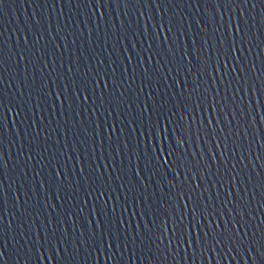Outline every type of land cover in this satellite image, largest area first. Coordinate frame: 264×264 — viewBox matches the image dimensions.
Wrapping results in <instances>:
<instances>
[{
    "label": "snow or ice",
    "instance_id": "6c2138e0",
    "mask_svg": "<svg viewBox=\"0 0 264 264\" xmlns=\"http://www.w3.org/2000/svg\"><path fill=\"white\" fill-rule=\"evenodd\" d=\"M5 2L0 0V11ZM63 3L67 6L83 4L93 9V15L99 12L100 7L107 8L110 4H140L144 9L159 7L163 3H186L189 7H203L206 4L208 9L215 7V11L205 10L191 19L175 15L165 21L161 17V22L155 24L154 16L148 15L145 19L146 12L138 10L134 30L131 24L125 27L121 21L119 28L112 24V28L116 29L114 32L105 31V50L108 41L115 38L117 45H126L123 49L125 53H132L127 56V65L119 77L116 75L120 72L117 61L113 60L104 68L107 62L100 59L93 68L87 61L95 60V56L84 60L86 70L82 74L77 66L75 74L69 76L74 71L73 66L79 65L84 57L81 51L78 57L69 59L66 72L56 74V80L60 83L55 89L47 83L48 77L56 71V62L47 51V44L42 43L45 40L43 32L37 31L31 47L28 37H24L23 46L18 39L15 50L8 47L3 39L4 33L0 32V264H21L20 248L15 244L9 247V238L18 244V236L23 238L25 245L33 242L23 253V264H42L45 259L56 260L58 264H79L77 257L85 245L91 249H85L88 257L92 256L93 251L106 248L111 252L109 260L119 257L117 264L124 261L125 253L129 250L133 256L148 264H155L161 256L165 259L173 254L178 256L182 250L186 255L191 252L194 257L227 250L235 253L236 257H245L246 254L248 264L249 261L251 264H264V228H251L249 215L255 197L248 195L250 190L258 192L264 200V173L259 183L254 185L251 172L249 179L245 180L244 171L240 168L241 165L248 168L252 163L250 156L255 143V140L248 141L257 115L250 101L258 91L264 95V59H261L264 54V0H63ZM249 4L253 10L257 5L262 7L259 43L253 39V29L257 25L255 16L250 15ZM33 20L36 25H41L40 20L35 17ZM186 23L188 27H185ZM165 31L168 35L163 36V45L157 44ZM57 36L61 41L68 39V34L61 37L57 33L53 37L48 31L51 40H56ZM88 36L91 43V29ZM72 43L75 44L76 40ZM60 48L67 49L68 45L57 44L54 51ZM254 49L260 50L255 60L252 59ZM116 51L113 48V52ZM145 53L150 55L145 56ZM63 55L60 54V69L65 68ZM133 57L137 60V68L143 70L140 73L139 94H134L135 99L129 96L132 84L121 91L129 79L128 71ZM154 59L155 64L152 63ZM257 60L261 68L259 76H255ZM21 61H26L25 76L19 85H15L13 93V84L4 87L5 75L15 69L16 75L10 79H16ZM37 63L41 64L40 68L36 67ZM146 63L149 66L146 67ZM28 65L32 66L31 85L28 84ZM49 68H52V72H48ZM132 72L134 84L136 68ZM37 74L41 80L38 88L35 87ZM257 80L261 84L259 90L256 89ZM50 99L53 105L60 106L62 115L65 112L75 116L91 113L87 121H76L77 124L89 125L74 133L81 144L88 143L90 139L93 146L99 145L101 149L106 143L109 148L113 143L116 145L113 149L116 155L109 153V163L96 165L87 174L85 168L81 167L78 179L73 175L75 185L55 154L45 166L51 168L48 180L39 179L41 172L33 176V180H39L35 191L44 190L48 183L49 190L55 187L57 200L63 199L61 192L71 200L81 191L85 205L94 200L92 213L99 219L89 220L90 227L81 231L80 237L73 241H69L68 230L63 227L66 220L75 214L72 212L57 213L55 226L51 218L42 221V226H37L38 215L28 220L27 217L33 214L27 209L21 213L14 205L12 219L6 226L2 223L3 209L7 204L4 184L8 169L3 138L9 127V118L14 114L15 119L11 123L14 128L16 119L26 110L32 111V108L25 109L26 105L34 103L37 110H46ZM89 100L92 101L90 105L87 103ZM259 107L264 113V105ZM33 115L36 113L33 112ZM113 115L116 119L109 123L108 118ZM68 123L71 121L66 120L65 124ZM260 123L264 124V115ZM145 125L149 129L147 133L143 131ZM35 126L37 122L33 120L29 125L35 132L31 140H27V130L16 133L17 137L22 134L27 140V152L23 143L19 151V156L27 157L25 165L37 156L40 158L37 163H42L46 159L44 153L49 151L45 145L50 136L44 137V129L36 131ZM126 130L128 136L124 137ZM117 131L121 133L120 136L116 135ZM137 132L140 136L155 133L154 143L148 141L143 144V168L140 167L141 154L138 151L140 139L134 136ZM81 133L85 137L83 140L80 139ZM133 139L136 140L134 147ZM259 139L264 140V136ZM245 141H248L247 148ZM92 151L95 152L96 147ZM121 153L128 161L127 167H124V160L120 161V166H115ZM63 155L60 152V156ZM256 159L264 163V151ZM54 160L57 161L55 164ZM101 167H111L112 173L106 176L105 172L100 171ZM116 172L120 173L115 177L120 183L113 187L112 174ZM23 175L27 177L28 172L23 171ZM226 182L229 188L227 193L224 192ZM14 200L19 202L20 196H14ZM27 204L28 200H25L24 205ZM43 206L47 208L48 204L44 202ZM261 207L264 208V203ZM130 208L132 218L139 216L134 232L130 231L131 219L125 215ZM62 216L66 219H61ZM17 218L20 223L13 228ZM25 225H28L27 230Z\"/></svg>",
    "mask_w": 264,
    "mask_h": 264
},
{
    "label": "water",
    "instance_id": "95a60500",
    "mask_svg": "<svg viewBox=\"0 0 264 264\" xmlns=\"http://www.w3.org/2000/svg\"><path fill=\"white\" fill-rule=\"evenodd\" d=\"M138 10H144L146 12L145 19H147L148 15L154 16L153 23L159 24L161 22V17L164 18L165 21L169 17L175 15H182L185 17H189V19L194 18L199 13L204 12L205 10L215 11V7L212 9H208V5H204L200 7L199 5H193L189 7L186 3L180 4H167L163 3L159 7H149L148 9H144L143 5H116L110 4L107 8L100 7L99 12L93 15V9L84 7L83 4L73 3L70 6H67L63 3V0L60 2H55V0H6L3 5V10L0 11V32L4 33L3 39L6 41L9 48H13L15 50V45L17 44V40L19 39L20 45L23 46L24 37H28L29 39V47L32 46L33 37H35L37 31L43 32L45 36V40L42 42L43 44H47V51L52 54V59L55 60V68L56 71L52 72V68L48 69V72H52L51 77H48L47 83L50 87L55 89L57 85H59L60 81L56 80V74L58 72H66L67 67L69 66V59L78 57L80 52H84V57L81 58V62L79 65H74L73 73L69 74V76L75 74V68L78 66L81 68V74L84 70H86L84 66V60L88 57L95 56V60H88V64H90L93 68L96 67V61L103 59L107 63L103 66L107 68L108 64H110L113 60L117 61L120 65V72H117V77L120 76L123 71V67L127 65V56L132 55L129 51L125 53L123 49L126 45L121 44L117 45L115 43V38L110 39L107 43L105 50V31L114 32L116 29L112 28V24L115 23L116 28L120 27L121 21L124 22V26L128 27L131 24V28L134 30L137 27V13ZM249 12L250 15H254L256 19L257 28L253 29V39L255 43H259L258 37L261 33L258 31L260 27V15L262 12V7L257 5V7L253 10L252 5L249 4ZM103 13V15H101ZM128 13L127 16L124 14ZM35 17L36 20L41 21V25H36L33 20ZM87 25V26H86ZM185 27H188V24H185ZM89 29L92 30L91 43H89L88 32ZM142 29V24H141ZM48 31H51L53 37L59 33V35L65 36L68 34V39L66 41H61L59 36H57L56 40H51L48 37ZM159 31V29H157ZM71 33H75V35H70ZM83 33V36H81ZM168 35L165 31L161 36V39L157 41V44L163 45V36ZM76 40V43L73 44L72 41ZM151 42V41H149ZM66 43L68 48H60L59 51H54L57 44ZM147 45H145L146 47ZM113 48H116L117 51L113 52ZM139 51V47L137 48ZM259 49H254L252 52V59L255 60ZM63 53V62L65 64L64 69H60L59 65L61 63L60 54ZM145 56L150 55V53H145ZM15 59H19L16 57ZM35 59V58H34ZM158 59V58H156ZM191 59V58H189ZM261 59H264V54L261 55ZM26 61H21L20 73L16 79L11 80L10 77L16 75L15 69L13 72L7 73L5 75V84L4 87L8 88V84H13V88L11 92H15V85H19L21 81L24 80V65ZM49 63H51L49 61ZM155 64V59L152 61ZM257 72L255 76H259L261 72L260 62L257 60ZM147 65V63L145 64ZM37 68L41 67L40 63L36 64ZM136 68V82L133 84L131 77L133 75L132 69ZM143 70L137 68V60L133 57L132 65L129 66L127 83L123 85L121 91L125 88H128L129 84H132V89L129 92V96L132 99H135V95H138V89L140 87V73ZM32 66L28 65V84L31 85L32 81ZM47 76V72L44 73ZM55 81V84H53ZM41 84L40 76L37 74L36 76V85L35 87H39ZM251 86V82L250 85ZM102 87V85H101ZM261 88L260 81H256V89L259 90ZM111 91V88H109ZM135 94V95H134ZM19 98H17L18 100ZM27 99V96H25ZM54 99V97L52 98ZM143 102V99L142 101ZM89 105L92 103L91 100L87 102ZM253 107L257 110L256 115V124L251 128V131L248 134V141L255 140V143L252 145V151L250 159L252 163L248 168H244V165H241L240 168L244 171V179H249V172H251V179L254 185H257L261 179V174L264 173V163L260 160L256 159L257 156L264 151V140L259 139V137L264 136V124L260 123L261 116L264 115L260 111L259 105H264V95H262L259 91L257 95L253 96L250 101ZM32 108V111H25V113L19 118L16 119L15 127H11L12 120L15 119L14 114L9 118V127L7 128L4 138H3V148L6 157L8 158V169H7V178L5 180L4 188L7 196V204L3 209L4 219L2 221L3 225H7L9 221L12 219V214L15 212V208H19L21 213L27 211L31 212L33 215L27 217L28 220L34 219L35 216H39V219L36 220L37 226H42V221H46L51 218L53 221V226H55L57 220V213L61 212H72L75 213L72 215L70 220H66L63 224V227L68 230V239L69 241H73L75 238L80 237V232L88 229L90 226L88 224L89 220L99 219V217L94 216L92 213V208L94 206V200L90 201L87 205L83 203L84 201V193L81 191L78 196L69 200L68 196L61 192L60 195L63 199L57 200L55 199L56 191L55 187H52L49 190V184H45V189L42 191H35V186L39 183V180H33V176H35L36 172H41L40 180H48L49 174L51 172L50 167H45L48 164V160L52 159L53 154L56 155L58 162L65 166V171L69 174V179L73 180V175L75 174L76 179H78L79 169L81 167L85 168V174L91 172L92 167L96 165H103L109 163L111 157L109 153L112 155H116L113 149L116 147L115 143H113L112 148L108 147L106 143L104 147L101 149L99 145L93 146L91 140H88V143L81 144L78 140L75 132L78 129L89 127L88 124H77L76 121H87L91 117V113H82L80 116L68 115L66 112L64 115L61 114L62 110L58 104L53 105L51 99L46 107L37 110L33 104H29L25 106V109ZM67 106L65 105V109ZM80 111V109H77ZM33 112L36 115H33ZM109 123L116 119L115 115L109 117ZM121 120L124 117H120ZM33 120L37 122V126H35V130L39 131L41 128L44 129V137H49L47 140V146L49 151L44 153L46 159L42 163H37L39 161V157L36 159L29 161L27 165H25L24 161L27 159L26 156H19V151L22 143L25 145V152H27V140H31L32 136H34L35 132L29 128V125L32 124ZM69 120L71 123L65 124V121ZM23 121V123H21ZM42 121V122H41ZM75 125V126H74ZM120 127L121 125H117ZM135 127V125H133ZM27 130L29 132V136L27 140L21 134L17 137L16 133ZM235 130V129H234ZM111 131V129H109ZM143 131L147 133L149 129L147 125H145ZM162 131V129H161ZM117 136H120L121 133L117 131ZM124 137L128 136V130L123 134ZM135 137L140 139V148L139 153L141 154L140 167L143 168V144L145 142L151 141L155 142V133L152 135L145 134L144 136H140V133L137 132L134 134ZM85 137L83 133L80 134V139L83 140ZM115 140V137L113 138ZM58 141V143H57ZM248 141H245V148L248 147ZM124 140L122 138L121 144H123ZM41 144H44V138H41ZM136 144V140L133 139L132 145L133 147ZM96 147V151L93 152L92 148ZM75 149V150H74ZM60 152H63L64 155L60 156ZM248 155V153H245ZM71 156L72 159H68ZM79 158V159H77ZM124 160V167H127L128 161L125 159L123 153H121L117 159L115 166H120V161ZM57 161L54 160L53 164ZM231 163V160H229ZM133 168H135V163H133ZM23 171L28 172V176L24 177ZM101 172H105L107 174L112 173V168L109 167L107 169L101 167ZM215 172L216 169L213 168ZM120 175L119 172L112 174V184L113 187H116L120 181L115 179L116 176ZM158 179V177H157ZM15 181V183H13ZM155 182V181H154ZM11 187L8 189V186ZM73 185H75V180H73ZM19 189V191H17ZM229 190L227 182L225 183L224 192L227 193ZM71 191V189H69ZM27 193V195H24ZM215 195V193H213ZM249 197H255L254 201L251 202V213L249 215V219L251 221V228L253 230H257L259 228H264V208L261 207V204L264 203V200L261 199V195L258 192L249 191ZM14 196H20L19 202L14 200ZM29 196L32 199L29 200ZM28 200V204L24 205V201ZM79 201V203H78ZM44 202L48 204V207L45 208L43 206ZM115 203V201H113ZM123 203V200H121ZM131 203V202H130ZM62 206V207H60ZM81 208L83 211L81 212ZM131 208L128 213H126V218L131 219V229L130 231H135L137 226V221L139 220V216L132 218ZM61 219H66L65 217H61ZM20 223V219L17 218L13 228H15L16 224ZM94 226V225H93ZM28 225H25V230H27ZM128 227V225H125ZM73 228H75V234L73 235ZM43 235V233H41ZM87 236H85V239ZM259 239V236H257ZM19 243L11 240L9 238V247L11 248L14 244L17 248L21 250V264H23V253L27 251L28 247L32 246V241H29L28 245L24 244V240L21 237H17ZM85 249H88V245H85L79 252L77 257L79 264H117V260L119 257L113 258L112 260L108 259V256L111 254L106 248L101 249L99 251H93L92 256L88 257ZM91 251V249H88ZM115 251V249H112ZM71 252V249H70ZM61 253L63 254V249H61ZM99 257V259H97ZM247 256L240 255L236 257L235 253L229 252L227 250L223 252H213L204 255L203 257L196 256L194 257L191 252H188L187 255L182 250L179 255L173 254L172 257H168L167 259L164 256H161L159 260L155 261V264H248ZM7 259V258H6ZM148 264L147 261H142L138 256H133L131 250L125 253L124 261L121 264ZM42 264H58L56 260L45 261ZM251 264V261H249Z\"/></svg>",
    "mask_w": 264,
    "mask_h": 264
}]
</instances>
